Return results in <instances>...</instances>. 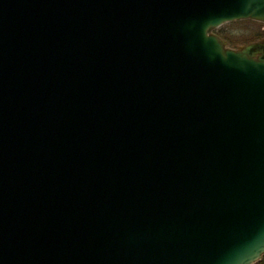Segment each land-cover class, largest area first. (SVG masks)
<instances>
[{"label":"water","instance_id":"obj_1","mask_svg":"<svg viewBox=\"0 0 264 264\" xmlns=\"http://www.w3.org/2000/svg\"><path fill=\"white\" fill-rule=\"evenodd\" d=\"M264 0H0V264L264 256Z\"/></svg>","mask_w":264,"mask_h":264},{"label":"rangeland","instance_id":"obj_2","mask_svg":"<svg viewBox=\"0 0 264 264\" xmlns=\"http://www.w3.org/2000/svg\"><path fill=\"white\" fill-rule=\"evenodd\" d=\"M213 33L227 43V47L238 49L264 39V23L251 19L226 22Z\"/></svg>","mask_w":264,"mask_h":264},{"label":"trees","instance_id":"obj_3","mask_svg":"<svg viewBox=\"0 0 264 264\" xmlns=\"http://www.w3.org/2000/svg\"><path fill=\"white\" fill-rule=\"evenodd\" d=\"M255 264H264V256L261 258V260H259V261L256 262Z\"/></svg>","mask_w":264,"mask_h":264},{"label":"flooded vegetation","instance_id":"obj_4","mask_svg":"<svg viewBox=\"0 0 264 264\" xmlns=\"http://www.w3.org/2000/svg\"><path fill=\"white\" fill-rule=\"evenodd\" d=\"M261 41H264V39H262ZM261 41H260V42H261Z\"/></svg>","mask_w":264,"mask_h":264}]
</instances>
